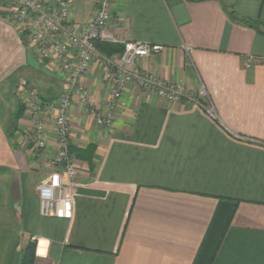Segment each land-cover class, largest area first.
<instances>
[{
	"label": "crops",
	"instance_id": "0c3cea01",
	"mask_svg": "<svg viewBox=\"0 0 264 264\" xmlns=\"http://www.w3.org/2000/svg\"><path fill=\"white\" fill-rule=\"evenodd\" d=\"M71 1L85 23L98 0ZM10 6L0 0V264H21L31 240L35 264H264V0L114 1L110 30L121 42L164 46L138 67L196 92L203 85L218 117L130 85L108 130L76 100L69 218L42 216L35 192L58 154L56 112L39 156L22 143L34 128L22 86L54 100L64 84ZM85 83L105 108L99 61Z\"/></svg>",
	"mask_w": 264,
	"mask_h": 264
},
{
	"label": "built area",
	"instance_id": "2783aa9c",
	"mask_svg": "<svg viewBox=\"0 0 264 264\" xmlns=\"http://www.w3.org/2000/svg\"><path fill=\"white\" fill-rule=\"evenodd\" d=\"M115 0H98L93 16L85 23L74 16L71 0H10L12 21L25 35L37 55L58 71L64 84L54 100H45L33 87L22 86L23 104L34 128L27 131L22 143L30 145L35 155L45 150L47 114L55 111L53 132L58 154L49 163V172L35 185L42 216L69 218L73 211V185L78 165L71 151V110L77 100L95 123L110 130L115 123L120 98L130 85L154 93L169 102L187 101L201 105L213 118L218 114L202 85L198 92L183 83H172L142 70L137 59L163 51L164 46L139 40L121 42L110 30ZM122 44V52L106 55L97 42ZM103 66L110 83V93L101 108L91 99L85 77L94 62Z\"/></svg>",
	"mask_w": 264,
	"mask_h": 264
},
{
	"label": "trees",
	"instance_id": "16d2710c",
	"mask_svg": "<svg viewBox=\"0 0 264 264\" xmlns=\"http://www.w3.org/2000/svg\"><path fill=\"white\" fill-rule=\"evenodd\" d=\"M234 19L242 21V22L249 23L252 26L256 25L255 22H251L248 19H244V18H234ZM97 47L104 54L112 56V55H115V54H118V53L122 52L124 46L122 44H113V43L100 42L99 41V42H97ZM21 115H22V111H19L15 115V118H14L15 123L18 122V120L21 117ZM71 147H72V145H71ZM93 147H94L93 144H91V145H89L88 148L89 149L91 148V150H92ZM41 245H42V242L40 244L39 251H40V249L42 247ZM36 248H37L36 241L35 240H31L29 242L27 248H26V251H25V254L23 256L21 264H35L36 263Z\"/></svg>",
	"mask_w": 264,
	"mask_h": 264
},
{
	"label": "rangeland",
	"instance_id": "374dc122",
	"mask_svg": "<svg viewBox=\"0 0 264 264\" xmlns=\"http://www.w3.org/2000/svg\"><path fill=\"white\" fill-rule=\"evenodd\" d=\"M37 243V242H36ZM42 246V245H41ZM39 252H41V251H39ZM36 259H37V248H36Z\"/></svg>",
	"mask_w": 264,
	"mask_h": 264
}]
</instances>
